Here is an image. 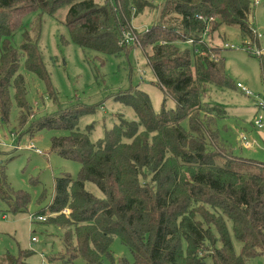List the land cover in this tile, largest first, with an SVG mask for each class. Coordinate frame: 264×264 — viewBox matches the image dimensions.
I'll list each match as a JSON object with an SVG mask.
<instances>
[{
    "label": "trees",
    "instance_id": "obj_1",
    "mask_svg": "<svg viewBox=\"0 0 264 264\" xmlns=\"http://www.w3.org/2000/svg\"><path fill=\"white\" fill-rule=\"evenodd\" d=\"M63 8L71 38L102 54L139 45L123 43V35L131 29L133 16L157 9L155 23L136 32L156 83L175 106L154 111L146 92L137 88L121 93L117 99L132 107L137 118L128 120L118 113L119 122L99 140L91 138L92 123L82 130L78 126L84 114L93 112L83 105L32 121L31 128L67 130L68 134L52 137L51 148L81 164L74 178L68 173L55 178L53 198L39 213L47 216L44 223L62 232V248L50 261L250 264L252 258L264 256V162L234 155L219 128L228 112L217 104H203L209 85L233 82L226 75L222 50L210 45L203 32L209 26L210 36L222 24L235 23L242 34L258 42L250 18L252 2L0 0L1 121L8 120L11 112V91L20 110L19 128L34 117L26 101L22 61L25 69L45 81L55 100L39 47L40 16L55 17ZM29 12L40 13L31 27L21 22ZM199 16L214 19L207 22ZM18 30L22 43L16 45L13 37ZM180 42L191 43L192 50L183 49ZM258 57L264 82V54ZM5 173L0 168L1 199L13 212L24 210L30 196L11 188ZM88 182L95 183L102 196L89 191ZM229 223L241 243L240 253L234 250ZM115 238L129 247L132 262L115 258ZM33 252L5 254L0 264H33L29 260Z\"/></svg>",
    "mask_w": 264,
    "mask_h": 264
},
{
    "label": "rangeland",
    "instance_id": "obj_2",
    "mask_svg": "<svg viewBox=\"0 0 264 264\" xmlns=\"http://www.w3.org/2000/svg\"><path fill=\"white\" fill-rule=\"evenodd\" d=\"M95 1L101 4L107 0ZM250 1L253 8L251 24L255 35L259 37L258 42L252 41L249 35L242 34L235 23L222 24L206 37L210 45L222 50L226 75L233 82L228 86L209 85L203 96V104H217L228 112L227 117L220 120L219 128L231 144L234 155L264 162V129L255 127L256 120L264 116L262 106L258 105V102L264 99V82L257 55L259 50H264V0H259L256 5L253 0ZM162 2L163 0H155L156 4ZM39 15V12L26 13L21 22L31 27L37 22ZM157 15V9L148 8L133 16L131 29L125 33L134 32L137 35L136 31H146L155 23ZM40 17L39 47L56 98H51L45 81L25 69L22 61L20 72L25 76L28 89L26 101L29 109L34 111V117L25 128H19L20 110L15 103L14 92L11 91L12 108L8 120H0V168L5 169L11 188L23 190L30 196L27 207L19 212H13L0 197V257L8 253L16 255L20 250H33L29 257L33 264L43 263L40 255L52 263L50 256L62 248V232L54 224L40 222L33 216L38 215L40 210L45 209L51 202L55 178L64 173L74 178L80 172L81 164L51 148L52 137L68 134L67 130L45 127L38 129L35 126L31 128L32 121L43 115L83 105L90 107L93 112L84 114L78 126L82 130L92 123L91 138L99 140L104 138L106 129L119 122L118 113L121 112L128 120L137 118L132 107L117 99L121 93L134 92L137 88L146 92L152 99L154 111H160L162 106L166 109L175 106V101L166 96L156 83L153 68L149 66L146 52L141 45H134L117 54L98 53L89 48H82L71 38L70 31L64 24L66 8L59 9L55 17L48 13H43ZM13 41L16 45L22 43L21 30L16 32ZM227 43L234 47H226ZM179 45L183 49L192 50L189 42H180ZM237 83L248 87L251 94L243 93ZM243 134L253 143L252 146H244L240 138ZM34 148L42 153L36 152ZM87 189L102 196L100 189L93 182L87 183ZM229 229L234 250L240 253L241 243L232 233L230 223ZM33 237H36L35 241L32 240ZM114 240L112 249L115 258L126 257L132 262L134 255L129 247L118 238ZM66 264L87 263L78 258ZM105 264L113 263L109 259L105 260ZM250 264H264V256L252 258Z\"/></svg>",
    "mask_w": 264,
    "mask_h": 264
},
{
    "label": "built area",
    "instance_id": "obj_3",
    "mask_svg": "<svg viewBox=\"0 0 264 264\" xmlns=\"http://www.w3.org/2000/svg\"><path fill=\"white\" fill-rule=\"evenodd\" d=\"M255 2L256 3H259V0H255ZM200 18H202V19H204L205 21H207V22H210L211 20H213L214 18L212 17V16H210V18H204V17H202V16H199ZM208 32H209V26H207L206 28H205V30H204V32H203V35H204V38L206 39V37L208 36ZM123 37H124V40L122 41L123 43L125 42V43H127V44H134V43H138L139 45H140V42H139V38L137 37V35H136V33H125L124 35H123ZM190 42H192V40H190ZM225 46L227 47V46H230V47H234V45H230V44H225ZM258 54H264V50L263 51H261V50H259L258 51V53H257V55ZM238 88H240L241 89V91L243 92V93H245V94H247V95H249V94H251V92H250V90H249V88L248 87H246V86H243L241 83H238ZM258 105H259V107L260 106H262V107H264V99H262V100H260L259 102H258ZM255 127H257V128H259V129H264V116H260V118L258 119V120H256V122H255ZM241 140H242V142L244 143V146L246 145V146H252L253 145V143L252 142H250L248 139H247V136H246V134L244 135H241ZM28 147H30V145H28ZM31 147H33V146H31ZM35 149V151L36 152H39V153H42V151L41 150H39V149H36V148H34ZM36 220H38V221H40V222H44V221H46V218H47V216H44V215H40V214H38V215H36V216H33ZM32 240L33 241H35L36 240V237H33L32 238ZM41 257H42V259H43V263L42 264H55L54 262H49V260L48 259H46V257H44L43 255H40Z\"/></svg>",
    "mask_w": 264,
    "mask_h": 264
}]
</instances>
